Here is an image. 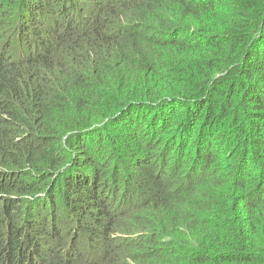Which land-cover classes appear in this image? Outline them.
Returning <instances> with one entry per match:
<instances>
[{"label": "trees", "instance_id": "trees-1", "mask_svg": "<svg viewBox=\"0 0 264 264\" xmlns=\"http://www.w3.org/2000/svg\"><path fill=\"white\" fill-rule=\"evenodd\" d=\"M0 264H264V0H0Z\"/></svg>", "mask_w": 264, "mask_h": 264}]
</instances>
